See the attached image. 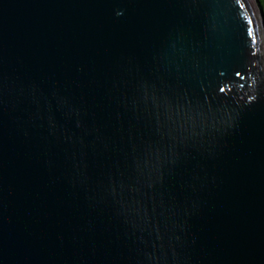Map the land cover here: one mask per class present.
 <instances>
[{
	"label": "water",
	"instance_id": "obj_1",
	"mask_svg": "<svg viewBox=\"0 0 264 264\" xmlns=\"http://www.w3.org/2000/svg\"><path fill=\"white\" fill-rule=\"evenodd\" d=\"M0 264H264L260 0H0Z\"/></svg>",
	"mask_w": 264,
	"mask_h": 264
},
{
	"label": "trees",
	"instance_id": "obj_2",
	"mask_svg": "<svg viewBox=\"0 0 264 264\" xmlns=\"http://www.w3.org/2000/svg\"><path fill=\"white\" fill-rule=\"evenodd\" d=\"M260 4H261V7H262V9L264 11V0H260Z\"/></svg>",
	"mask_w": 264,
	"mask_h": 264
},
{
	"label": "snow or ice",
	"instance_id": "obj_3",
	"mask_svg": "<svg viewBox=\"0 0 264 264\" xmlns=\"http://www.w3.org/2000/svg\"><path fill=\"white\" fill-rule=\"evenodd\" d=\"M251 35V33H249Z\"/></svg>",
	"mask_w": 264,
	"mask_h": 264
}]
</instances>
